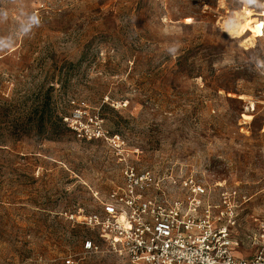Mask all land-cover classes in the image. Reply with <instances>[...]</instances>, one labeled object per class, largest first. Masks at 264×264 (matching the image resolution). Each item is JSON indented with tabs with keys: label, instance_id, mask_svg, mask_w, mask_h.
Masks as SVG:
<instances>
[{
	"label": "rangeland",
	"instance_id": "374dc122",
	"mask_svg": "<svg viewBox=\"0 0 264 264\" xmlns=\"http://www.w3.org/2000/svg\"><path fill=\"white\" fill-rule=\"evenodd\" d=\"M244 6L252 47L220 25ZM0 13V264H127L82 222L126 162L236 186L246 226L264 218V0H0ZM77 110L91 138L64 121Z\"/></svg>",
	"mask_w": 264,
	"mask_h": 264
},
{
	"label": "built area",
	"instance_id": "2783aa9c",
	"mask_svg": "<svg viewBox=\"0 0 264 264\" xmlns=\"http://www.w3.org/2000/svg\"><path fill=\"white\" fill-rule=\"evenodd\" d=\"M79 117L77 110L64 121L78 137L91 138ZM109 142L119 147L117 139ZM248 201L236 186L160 177L126 162L122 182L82 222L127 264H264V218L246 226ZM81 252L95 254L98 246L84 240ZM63 264H75L73 256Z\"/></svg>",
	"mask_w": 264,
	"mask_h": 264
},
{
	"label": "bare ground",
	"instance_id": "6f19581e",
	"mask_svg": "<svg viewBox=\"0 0 264 264\" xmlns=\"http://www.w3.org/2000/svg\"><path fill=\"white\" fill-rule=\"evenodd\" d=\"M234 14V19H224L221 21L220 25L223 32L230 38L240 39L243 44L242 46L250 45L252 47L255 38L262 35L261 26H257L259 24L258 20L252 17L253 11L246 6ZM245 32H248L249 35H244Z\"/></svg>",
	"mask_w": 264,
	"mask_h": 264
},
{
	"label": "clouds",
	"instance_id": "9594fccd",
	"mask_svg": "<svg viewBox=\"0 0 264 264\" xmlns=\"http://www.w3.org/2000/svg\"><path fill=\"white\" fill-rule=\"evenodd\" d=\"M6 15L5 13H0V16H4ZM29 22H30V25H34V26H38L39 23H40V20H39V17L38 16H30L29 17Z\"/></svg>",
	"mask_w": 264,
	"mask_h": 264
}]
</instances>
